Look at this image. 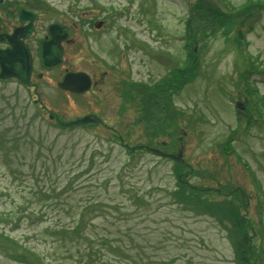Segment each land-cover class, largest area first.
<instances>
[{
    "label": "rangeland",
    "instance_id": "1",
    "mask_svg": "<svg viewBox=\"0 0 264 264\" xmlns=\"http://www.w3.org/2000/svg\"><path fill=\"white\" fill-rule=\"evenodd\" d=\"M196 1L43 0L45 23L73 26L69 61L98 84L77 99L43 83L40 98L63 122L100 112L126 144H145L162 128L147 118L149 92L172 67L190 73L195 56L196 77L186 73L183 87L172 89L180 117L154 142L201 176L186 175L203 193L212 190L204 193L208 204L174 196L173 160L128 154L101 128L61 129L37 97L0 83V234L17 244L0 239V264H239L237 217L250 224L249 263L264 264V9L237 22L240 48L227 40L219 13L189 20ZM207 1L226 9L221 0ZM226 1L236 9L247 2ZM99 21L105 24L94 33L89 24ZM96 56L146 89L122 93L118 78L102 76Z\"/></svg>",
    "mask_w": 264,
    "mask_h": 264
},
{
    "label": "flooded vegetation",
    "instance_id": "2",
    "mask_svg": "<svg viewBox=\"0 0 264 264\" xmlns=\"http://www.w3.org/2000/svg\"><path fill=\"white\" fill-rule=\"evenodd\" d=\"M48 13V7L43 0H0V83L17 84L29 91L33 97H37V100H33L34 103H37L42 111H46L49 120L53 122L60 121L61 117L50 114L48 108L43 105L40 98L43 95L41 89V87H44L43 83L54 85L53 88L59 95L81 99L92 92L98 81L92 78V76H95L94 74H90L83 69H76L75 64L70 62L67 57L71 45L75 43L71 30L73 26L56 21L45 23L44 17L48 16ZM22 14L30 16L31 19L23 20ZM98 24L99 27H102L105 21H99ZM89 26L94 33L100 31V28L94 29L93 23ZM53 28L57 30V43L61 49V57L57 65L51 66L44 64L41 51L43 43L52 39L51 29ZM97 58L96 56L92 60L96 62V66L103 70L102 76H109L113 82L115 80L113 77L118 78L117 89H120L122 93L126 91L129 87L128 84H130L127 73L120 69L117 64L111 63L108 65L105 60L99 61ZM69 74L72 76H88L91 81V88L81 94H74L60 89V83ZM95 96L97 105L101 104L99 94H95ZM120 98L124 100L122 95ZM90 114L99 117L106 126V128L96 126L97 128L111 132L110 126L106 124L100 112L84 113L79 117H75V119ZM113 134L117 135L119 143L120 139L123 143L124 138L122 136L115 133V131Z\"/></svg>",
    "mask_w": 264,
    "mask_h": 264
},
{
    "label": "trees",
    "instance_id": "3",
    "mask_svg": "<svg viewBox=\"0 0 264 264\" xmlns=\"http://www.w3.org/2000/svg\"><path fill=\"white\" fill-rule=\"evenodd\" d=\"M221 2H222V5L226 7V9L221 8V6L216 4L214 1L213 3H211V2H208L207 0H197L194 4L191 5V7L192 6L193 7L192 8L190 7L189 20L192 19L193 15L194 14L196 15V13L203 14L204 15L203 19H206L207 16H212L215 14L217 15V13H219V15L222 17V19L227 24V27L224 31L225 32L224 35L228 36L226 37L227 40L230 43H234L236 46L242 48L243 33L241 29L239 28L237 29L235 28V26L238 21L247 20L256 14L261 13L262 10L264 9V0H247L245 5H243L239 9H236L233 5H231L226 0H221ZM225 10H228L227 14L229 15H224L223 13H220ZM187 20H188V17H187ZM188 21H187V25L189 26ZM210 28L211 29L215 28V25L213 24ZM231 34L235 36L230 38L229 35ZM187 38H189V35L187 36ZM194 52L195 51L193 48L191 53L194 54ZM239 53L241 56L245 53V51L243 49H240ZM245 56L248 57L249 60L252 59V56H250L249 54H245ZM195 63L196 61H195V56H194L192 70H190V73H189V68L182 70L183 68H181L180 66L172 67L171 72L168 75L170 77L169 78L166 77L165 79H163L157 86L158 88L156 90L149 92V96L147 100L149 110L146 111L147 118L149 119L150 123H153V126H155L156 130L158 128H161V127L162 128L159 131L157 130L158 134H154V135L149 134V138L146 137L148 138L147 143H145L146 146L155 147V148L159 147L160 150H165L167 148V146L164 145L165 143L163 144L160 142H154V140H157V139H154V137L156 136L157 138L160 135L166 134L168 130L167 127L169 126V124H176L177 120L179 119L180 115L177 114L175 109L172 108V104H171V98L173 95L172 89H176V91H178L183 87V85L187 81L186 80L187 77L189 76H192L193 78L196 77L195 75L198 72V61L196 63V68L194 67ZM251 66H253V62H251ZM186 73L188 74L187 77L184 76V74L186 75ZM258 73L264 74V70H260L258 71ZM247 87L250 90V86L247 85ZM128 88H131L130 89L131 93H132L133 88L142 90L141 88H138L137 86H133V85H130ZM251 92H255V91H251ZM131 99L133 100V98ZM169 127H171V125ZM176 131L177 129L175 128V130H172L170 132V135L169 134L167 135L173 136L176 133ZM113 138L115 139L116 136L113 135ZM141 145L142 143H139L134 146H141ZM134 153H136V155L144 154V153L152 155L151 153L146 152L145 150L144 151L136 150V152H133L132 154ZM174 172H175V176L178 181V189H176V192L174 193L175 197L178 196L183 203L195 202V203L202 204V205L208 204V200L204 197V193L206 192V194H209L212 192V190H207L203 193L202 190H199L198 188L191 186L187 181V177L191 175V173L193 176L198 175V177H201L199 174H196L195 171L192 170V168L189 165H184V164H179V163H176V169H174ZM243 195H245L244 192H243ZM236 222L238 223V227H240L239 230H241L242 232L241 233L242 242H240L241 245L238 247V244H237L235 247L237 261L239 264H250L249 263V256H250L249 253L251 252L249 248L250 243H249V240L246 239L248 238L246 230L249 229L248 225L250 224L246 221L245 218H240V217L236 218ZM79 225L80 224H78L76 227L72 229L73 233H76L78 231ZM59 232L64 234L66 233V230L62 228ZM0 239L6 242L13 243L11 240L7 238L6 235H3V234H0ZM13 245L16 246L17 244L13 243ZM32 254L34 255V258L38 259L37 254L35 253H32ZM20 257L25 258L24 255H20Z\"/></svg>",
    "mask_w": 264,
    "mask_h": 264
},
{
    "label": "water",
    "instance_id": "4",
    "mask_svg": "<svg viewBox=\"0 0 264 264\" xmlns=\"http://www.w3.org/2000/svg\"><path fill=\"white\" fill-rule=\"evenodd\" d=\"M22 14V19H31L30 16ZM52 40L42 46V58L45 63L53 66L57 65L59 58L61 56V49L58 48L57 43V30L55 28L51 29ZM61 89L70 91L72 93H83L90 88L89 79L86 76H65L63 82L59 85ZM240 109H243L241 105L237 106ZM101 124V121L95 116H87L80 120H77L72 123H67L64 126L66 127H77V126H93ZM147 151L164 158H170L174 161H179V158L174 155H169L160 152L156 149L146 148Z\"/></svg>",
    "mask_w": 264,
    "mask_h": 264
}]
</instances>
